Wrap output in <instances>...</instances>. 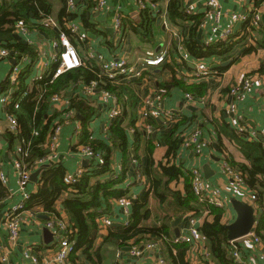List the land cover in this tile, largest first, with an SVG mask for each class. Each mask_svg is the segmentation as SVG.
<instances>
[{
	"label": "crops",
	"instance_id": "crops-1",
	"mask_svg": "<svg viewBox=\"0 0 264 264\" xmlns=\"http://www.w3.org/2000/svg\"><path fill=\"white\" fill-rule=\"evenodd\" d=\"M4 1L7 6L21 0H0V5ZM48 1L53 6L52 17L56 18L62 6L61 0ZM91 1L94 3V6H92L90 11H87L90 0H75V6L71 12L77 14V16L70 20L69 24H76L81 34L85 33L88 35V39L80 40L76 36L75 40L78 44H82V46L79 45V49L81 48L85 58H89L88 56H90L99 69L103 62L111 61L114 58H125L130 64L139 67L141 58L148 51L156 53L166 52L167 54L166 60L162 65L145 68L142 76L132 77L130 80L121 79L116 82L129 85L135 92L138 99L135 110L132 109L133 106L127 105L129 101L127 100L128 96H125L122 100L118 95L112 93L114 99H111L109 102L110 108H112L113 103L119 107L120 113L118 116L126 112L124 126L128 133V146L125 149L119 146L113 147L111 155L112 173L110 175L106 174L100 177V179L103 182L116 179L117 185L114 188L126 192L125 197L129 199L130 215L124 213L117 199H112L110 200L111 207L106 212L110 214V223L105 224L101 221V217L104 215L97 219L100 236L95 241V248H98L99 253L102 254L103 264H173L169 248V244L171 243L166 239H158L156 242H151L158 244L152 249L146 247V244L149 242H145L141 246L136 245L139 249L142 246L144 247L142 255L139 257L131 256L130 250H124L127 247L118 248L106 243L104 244V238L109 234L111 228H120L129 223L132 206L145 194H150V208L152 209V219L148 222L156 223L158 215H161L163 218L164 213L168 214L171 219L163 221H170L172 239L176 237L174 222L178 217L182 218L178 225L181 234L187 233L190 227V219L194 216H197L199 226L205 219L209 221L213 220V215L209 214V211H204L201 216L195 215L192 211L184 215L175 214L174 210H167L165 206L160 205L153 197L151 192V177L148 174L150 171L149 149L152 146L151 141L154 142L153 145L155 146L151 154L154 168H157L160 163L168 166L176 165L189 177V171L195 165L202 167L204 175L205 166L209 168L210 177L207 179L217 185L222 192L221 198L224 201V206L222 207L224 209L223 223L225 225L233 223L237 217V211L233 203L234 200L253 206L257 218L252 228V232L255 233L260 218L264 217V204L261 207L260 204L251 199L252 191L250 189L244 188L238 190L234 186L232 179L223 171V159H227L229 162H234L237 165L249 164V161L241 150L239 139L229 136L228 133L233 132L242 140L249 142L262 141L264 144V87L256 88L250 97L238 104V115L241 116L239 122L235 120L236 116L229 111V105L232 101L229 93L231 86L240 81L247 73L260 72L258 70L262 68L264 47H261L259 42L263 40L264 1L257 4L258 0H220L222 8L220 30L231 32L228 34L227 41L233 47L231 51L224 55H213L202 58L206 59L205 61L208 62L212 71L209 76L202 79H196L192 76L195 74L198 59L192 57L191 54L188 59L182 57L183 53L189 52L182 46L183 44H179L176 36L177 33H181L182 27L172 23L168 17L169 0H144L149 5L145 9L140 8L137 0H108V8L100 11L95 9L97 0ZM205 1L185 0V6L187 4H194L196 9L195 14L203 13L206 15ZM145 10H148L155 19L151 24L149 33L144 32V29H142V25L144 24L142 12ZM250 12H258L260 14L261 24L259 29L247 31L246 27H243L245 24L237 20L239 15ZM84 13L86 14V21L90 24L89 28L85 27L86 25L82 17ZM118 15L122 16L125 37L122 42L116 44L113 26L115 18ZM133 27L136 29H133ZM54 29L58 31V28ZM200 30H202V36L200 38L198 36V39L202 40L203 43L208 40L210 41L209 45H211L221 41L217 35L213 34L210 22L205 23L203 27L200 26ZM15 35H19L22 39L16 38ZM13 38L18 42L25 40L37 50V60L33 62V72L26 80L28 88L32 89L41 77L49 76L53 73L57 64H52V56L58 50L54 46V41L58 37H55L53 33L36 35L35 32L26 36L14 30ZM28 40H31L33 43L28 42ZM10 51L12 52V50ZM12 53L14 54V52ZM11 61L0 60V173L2 172L4 176L3 184L9 192L6 199L0 200V250L10 248L12 264H36L32 258L25 256V251L28 246L32 245L34 254L40 258L51 253L53 247L50 243L52 241L49 244L45 242V227H42V224L56 215L53 217L47 215L48 219L39 218V223L25 220L22 224L19 238L13 245H10L8 241V232L5 224L6 215L10 211V208L23 200V196L19 193V175L13 164L14 158L19 159L22 157L18 152L20 143L15 141L14 145L10 146L6 137V134L10 131V123L7 118L9 113L5 109L8 105H4L1 102L2 96L7 93V88L4 85L7 84L6 79L11 70V63H15L14 59H11ZM221 68L225 70H221ZM172 69L174 71L177 70V79H184L185 84L188 86L185 85V88H182L172 83L174 76ZM180 71L181 73L179 74ZM202 83L206 88L205 90L203 89V95H198L196 92L191 91L190 88L192 86ZM84 86L80 82L73 84L70 89L71 92L68 95H83ZM38 88L40 87L38 86ZM97 90L100 91L97 92ZM100 93L101 89L97 88L89 97L83 95L90 101V105L98 111L90 119L89 130L92 138L104 140L109 145H112L110 127L114 119L108 120L109 108L106 105L100 107ZM160 93L161 101L158 103V107L152 112L148 120H144L140 113L142 99ZM187 93L191 94L193 98H187ZM51 99L52 97L49 98V102L51 103L50 112L58 116L55 123L62 124L56 146L58 160L51 162V164H62L67 170V175L83 174L91 170V166L95 163L76 153V148L81 143L82 137L80 134L82 130L77 133L75 128V121L77 119L69 118L66 121V115L63 112L67 111L62 109L60 102H52ZM76 116L81 117V119L84 118L79 114ZM181 121L183 123L176 134L180 137L178 153L174 158L167 159L168 146L165 136ZM150 122L155 125H151ZM147 124L151 125V130L146 128ZM224 125L227 127L222 128ZM240 126L243 128L246 136L244 135L245 133H239L238 127L240 128ZM195 128L201 130V137L206 143L200 158H197L191 150L185 149L182 146L183 134H189ZM253 132H256V137L251 139L249 136ZM222 144L223 148L221 152L219 146ZM49 145L50 141L47 155L50 154ZM185 180L186 178L182 177L177 182L173 181L170 185L171 189L184 194ZM38 181L35 183L31 181L28 185L30 194L36 192L38 189ZM66 196H69V193H66ZM58 204L60 218L68 221L63 204ZM161 222L162 219H159L158 223ZM260 240L259 244H254L250 236L236 240L247 264H264V230L260 235ZM189 245L191 248L186 258L192 264H216L210 259L205 238L202 242ZM176 252L177 250L173 248V253L176 254ZM76 256L78 261L87 262V258L83 255L82 251H77Z\"/></svg>",
	"mask_w": 264,
	"mask_h": 264
},
{
	"label": "trees",
	"instance_id": "trees-1",
	"mask_svg": "<svg viewBox=\"0 0 264 264\" xmlns=\"http://www.w3.org/2000/svg\"><path fill=\"white\" fill-rule=\"evenodd\" d=\"M263 1L258 0L256 3L259 4ZM61 3L62 6L55 18L58 22V31H56L54 28L47 30L40 23L41 19L53 15V6L48 0H21L7 6L4 1L0 5V48L12 50L14 52L13 56L16 58L21 55H28L33 62L37 60V50L34 46L29 43L18 42L13 38L16 23L20 21L26 25L28 24L29 26H27L30 30L36 29L38 32L46 34L53 33L55 37H59L61 32H65L77 48H79V45L82 46L81 43L78 44L75 40L76 35L72 34L68 27L70 20L74 19L77 14L71 12L67 0H61ZM92 6H94V3L90 0L87 11H90ZM167 12L170 21L182 27L181 43L192 57L202 59L213 55H224L231 51L233 46L227 40H221L206 46L202 40L198 39V32L205 15L203 13H186L185 0H169ZM252 13L250 12L249 15ZM142 15L144 19L142 29H144V32L149 33L151 24L155 20L154 16L148 10L143 11ZM82 17L85 27L89 28L90 24L86 21V14L84 13ZM243 27H246V25ZM133 29L136 28L133 27ZM262 32L263 40L259 42V45L264 47V29ZM86 38L88 39V35H86ZM84 61V65L65 72L53 81H51L52 74L41 77L32 89H29L26 84V80L33 72V65H30L21 75L20 83L12 94L13 103L5 108L7 113L12 114L16 118L19 133L15 134L9 131L6 137L10 146H13L15 141H17L22 145L23 149L27 150L28 156H22L19 159L27 165L29 170L36 171L40 168V166H37L39 160L48 154V144L57 125L55 121L58 116L51 114L49 98L56 95L68 98L70 105L67 109L73 110L84 117L81 119V117L76 116L77 114L74 117L80 120L82 124V132L80 134L82 139L79 145H88L95 151L101 152L104 156V164L92 165L91 170L81 174L75 183H69L66 179V168L60 163H50V166L41 171L38 189L26 201L25 209L34 212L36 215L44 214L50 217L54 215L60 217L58 203L63 204L64 211L68 216L67 222L72 231L70 239L75 240L76 251H82L87 258V262H82V264H103L102 254L99 253L98 248H95V241L100 236L97 218L100 215V211L109 210L111 207L110 200L125 198L126 192L114 188L117 185L116 179L103 182L100 177L112 173L111 155L113 147L119 146L125 149L128 146V133L124 126L126 112L112 121L110 127L112 145H109L104 140L91 137L89 122L91 117L98 111L90 105V101L82 94L81 96L68 94L71 92V86L75 83L80 82L87 86L95 82L97 83V88L116 94L122 100L125 96H128L127 105L133 106L132 109L134 110L137 107L138 99L129 85L116 83L115 80L101 74V70L91 58H85ZM221 70L225 69L221 68ZM172 71L174 73L172 83L185 88V80H178L176 77L177 70L174 71L172 69ZM4 86L5 88L8 87L7 84ZM190 89L198 95H203V89L205 90L206 88L202 83L194 85ZM24 93H27V95L24 96ZM17 101L19 102V107L15 108L14 103ZM134 113L138 115L136 112ZM182 123L183 121L176 124L165 136L168 146L167 159L174 158L178 153L180 137L176 134ZM150 124L155 125L152 122ZM226 127V125L222 126V128ZM243 133L245 132H241V134ZM228 134L233 138L239 139L241 150L249 164L237 165L234 162H228L232 168L241 173L248 189L256 195L255 201L263 207L264 144L262 141L249 142L242 140L233 132ZM244 135L246 136V133ZM151 143L152 146L149 149L150 171L148 174L151 177L153 197L160 205L165 206L167 210H174L175 214L184 215L192 211L195 215L201 216L204 211H209V214L213 215V220L205 219L199 229L206 240L210 259L216 264H239L231 256V242L227 236L226 225L223 223L224 209L207 203L200 204L193 192L191 178L176 165L168 166L160 163L157 168H154L151 154L155 146L153 141ZM222 148L223 144L219 146L221 152ZM182 177L186 178L184 194L180 191L172 190L170 187L173 181L177 182ZM66 193H69V196H66ZM8 195L9 192L0 179V200L6 199ZM194 217L197 218V216ZM151 219L150 194H145L132 206L129 223L120 228H111L109 234L104 238V244L123 248L141 246L145 242H156L158 239H166L171 243L169 248L173 264H192L186 258L191 246L184 242L175 243L172 239L170 221L164 222L170 220L171 217L164 213L163 218L158 215L156 223H149L148 221ZM159 219H162L161 223H158ZM263 230L264 217H261L255 234L260 237ZM173 248L177 250L176 254L173 253ZM71 259L77 260V256L75 257L73 254ZM0 264L2 263L0 262Z\"/></svg>",
	"mask_w": 264,
	"mask_h": 264
},
{
	"label": "built area",
	"instance_id": "built-area-1",
	"mask_svg": "<svg viewBox=\"0 0 264 264\" xmlns=\"http://www.w3.org/2000/svg\"><path fill=\"white\" fill-rule=\"evenodd\" d=\"M137 2L141 9H145L149 6L148 3L144 0H137ZM67 4L68 7L72 10L75 6V0H67ZM107 5L108 0H97L95 9L100 11L104 8H108ZM205 8L206 16L204 22L201 24V27H203L205 23L210 22L213 34L217 35L218 39L227 40V37L229 36L228 34L231 32H223L222 30H220V20L222 16L220 0H206ZM195 12L196 9L194 4L186 5V13L195 14ZM237 20L246 25L247 31L260 28L261 16L258 12H253L251 15H249V13H243L238 16ZM40 23L47 29L58 28V22L52 16L42 19ZM68 27L71 33L76 35L80 40L86 39V34H81L79 27L76 24H69ZM113 29L115 34V42L116 44H118L122 42L125 37L122 16H116ZM15 30L20 34L26 36L31 35L33 32H35L36 35L41 34L40 31L38 32L36 29L30 30V28L22 21L16 24ZM176 36L179 40V44L182 45L181 33H177ZM28 42L33 43L31 40H28ZM204 44L208 46L210 44V41L207 40ZM54 46L58 48V50L52 56V64L57 65L53 70L51 81L57 79L59 76L69 70L84 65L85 61L80 56L76 45L71 41V38L65 32L60 33L58 39L54 41ZM13 55L14 54L9 49L0 48V60L5 59L10 62H12L11 59L15 60V63H11V70L7 77V93L4 94L1 98V102L4 105L13 102L12 94L16 91L17 86L20 83L21 75L30 65H33V61L28 55H21L18 58L14 57ZM166 55V52L156 53L148 51L145 56L141 58L139 67L134 64H130V62L125 58H114L111 61L103 62L100 65L101 74L107 76L109 79L115 80V82H118L121 79L130 80L132 77L142 76L145 68L162 65L166 60ZM189 56V53H183L182 57L184 59H188ZM88 57L90 58V56ZM205 60L206 59L197 60L196 71L195 74L192 75L194 78H206L212 73L208 62ZM258 71L260 72L256 71L247 73L240 81L231 86L229 93L232 97V101L229 105V111L236 116L235 120H237V122H239V119H241V116L238 115V104L244 102L248 97H250L253 94L254 90H256V88L264 87V60L262 68ZM180 73L181 71L179 72V74ZM97 87V83L95 82L90 85L84 86L83 95L89 97V95H92L96 91ZM25 95H27V93H24V96ZM186 97L189 99L193 98V96L188 93L186 94ZM111 99H114V95L112 93L101 90L99 103L101 107L106 105L109 108L108 120L110 121L115 119L120 113V109L115 103H113L112 108L109 107V102ZM51 100L52 102H60L62 104V109H65L67 111L64 112L66 115V121L69 118L75 117V112L73 110L67 109L70 105V100L68 98L56 95L53 96ZM160 101L161 93L142 99L140 108L141 117H143L144 120L148 119L152 112L156 110ZM18 107L19 102L17 101L15 103V108ZM7 118L10 123V130L14 133H19L16 118L12 114H9ZM75 122V128L77 130V133H79L82 130L81 121L76 120ZM61 128L62 124L57 123L54 129V133L50 138V154L40 159L37 166L48 163L50 164L51 162H55L56 160H58L56 146ZM146 128L148 130H151V126L148 124L146 125ZM238 131L239 133L244 132L241 126L240 128L238 127ZM201 134V130L195 128L191 133H186L182 136V146L185 149L191 150L193 155H195L197 158H200V156L202 155V150L204 146H206V143L202 139ZM255 137L256 132L251 133L249 136V138L251 139ZM18 152L23 157L28 156L27 150L23 149L21 146L18 147ZM76 153L82 157L90 159L95 164H104V156L102 155V153L99 151H95L88 145H80V147L76 150ZM13 164L19 175V193L23 196V200L20 203L14 205L6 215L5 224L10 245H13L18 240L22 224L25 220H29V222L35 223L40 222L38 215H36L32 211H28L25 209V203L31 195L28 191V185L31 183V174L33 171L29 170L27 168V165L18 158H14ZM223 171L229 178L232 179L234 186L237 187L238 190H242L244 188L248 189L241 173L232 168L227 159L223 161ZM189 174L192 181L193 192L199 202L211 204L218 207L224 206V201L221 198V189L217 185L211 183L205 177L203 169L200 165L193 166L190 169ZM80 175V173H77L75 175L68 174L66 178L67 182L75 183ZM0 176L4 181L2 172L0 173ZM251 199L253 201L256 200V195L254 193H251ZM118 203L122 206L124 213L126 215H130L129 199L122 198L118 200ZM103 214L105 215L101 217V221H103V223L105 224H108L110 221V217L108 216L109 213ZM42 227H45L52 232L53 240L51 245L53 247V250L50 254L40 258L39 256L32 254L33 246L31 245L28 246L25 251L26 257L32 258L36 264H82L81 261L71 259L72 255H76L77 253L76 242L75 240L70 239L72 231L70 230L69 224L66 220L55 216L44 221ZM247 236L252 237V241L254 244H259L261 242L260 237L257 236L254 232H251ZM173 240L175 243L184 242L188 244L204 241V236L199 229L198 218H191L190 227L187 233L181 234L179 237H175ZM230 242L232 247V258L239 264H247L239 250L236 240ZM157 245V243L149 242L146 244V247L148 249H152ZM0 251V262L2 264H12L10 259V248H8L7 250L6 248H3ZM129 253L133 257H139L142 255V250L134 246L131 248Z\"/></svg>",
	"mask_w": 264,
	"mask_h": 264
},
{
	"label": "water",
	"instance_id": "water-1",
	"mask_svg": "<svg viewBox=\"0 0 264 264\" xmlns=\"http://www.w3.org/2000/svg\"><path fill=\"white\" fill-rule=\"evenodd\" d=\"M198 36L199 38L202 36V30L199 31ZM15 37L18 39H22L19 35H15ZM21 41L23 43H27L25 40H21ZM99 91L100 90H97V92ZM48 166L50 165L43 164L38 170L33 172L31 174V181L34 183L37 182L41 171ZM204 170H205V177L206 178L210 177L209 168L205 166ZM233 203L237 211V217L233 223L226 225L227 236L230 241L238 240L242 237L249 235L252 232V228L257 219L256 211L253 206L240 202L238 200H234ZM38 217L41 219H48V216L44 214H39ZM181 219L182 218L178 217L174 222L176 237H179L181 235L180 228H178ZM44 233H45V242L49 244L53 240V235L47 228L44 229ZM140 249L144 250V247L142 246ZM124 250L129 251L131 250V247H127Z\"/></svg>",
	"mask_w": 264,
	"mask_h": 264
},
{
	"label": "rangeland",
	"instance_id": "rangeland-1",
	"mask_svg": "<svg viewBox=\"0 0 264 264\" xmlns=\"http://www.w3.org/2000/svg\"><path fill=\"white\" fill-rule=\"evenodd\" d=\"M205 16H206V15H205ZM123 40H124V39H123ZM123 40H122V41H123ZM77 49H78V51H79V53H80V56H81L83 59H85V55H84L83 51H81V48H80V49L77 48ZM4 60H5V59H4ZM7 77H8V76H7ZM6 80H7V79H6ZM12 103H13V102H11V103H7V104H5V105H9V104H12ZM15 103H16V102H15ZM15 103H14V104H15ZM100 107H101V106H100ZM9 129H10V126H9ZM10 131H11V130H10ZM13 133H14V132H13ZM15 134H18V133H15ZM35 134H36V133H35ZM20 146L22 147V145H19V147H20ZM79 147H80V145L78 144L76 150H77ZM57 159H58V157H57ZM0 179H1V176H0ZM1 181L3 182L2 179H1ZM125 198H126V197H125ZM10 209H11V208H10ZM105 211H107V210L105 209V210L100 211V215H99V217L102 216V215H105V214H103V212H105ZM109 215H110V214H109ZM109 215H108V216H109ZM38 216H39V215H38ZM99 217H98V218H99ZM109 217H110V216H109ZM98 218H97V219H98ZM109 223H110V221H109ZM109 223H108V224H109ZM51 243H52V242H51ZM51 243H50V245H51ZM32 254H34V248H33V252H32Z\"/></svg>",
	"mask_w": 264,
	"mask_h": 264
}]
</instances>
